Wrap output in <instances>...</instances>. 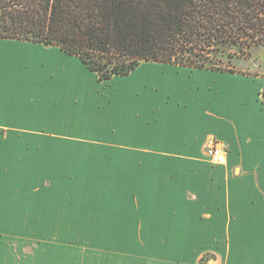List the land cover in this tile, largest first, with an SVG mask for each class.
Here are the masks:
<instances>
[{
  "label": "crops",
  "instance_id": "0c3cea01",
  "mask_svg": "<svg viewBox=\"0 0 264 264\" xmlns=\"http://www.w3.org/2000/svg\"><path fill=\"white\" fill-rule=\"evenodd\" d=\"M74 58L0 38V224L21 201L23 241L45 239L47 225L67 226L65 239L87 242V264H264L263 109L242 107V133L227 116L244 105L232 103L253 97L233 84L250 75L145 62L111 79L129 81L123 89L66 92L68 105L51 99L62 113L87 110L79 136L17 135L62 126L38 115L47 97L41 83L60 91L57 71L46 77V66L65 59L85 68ZM207 136L226 144L225 164L209 162ZM78 145L86 154L74 153ZM36 155L49 174L30 167Z\"/></svg>",
  "mask_w": 264,
  "mask_h": 264
},
{
  "label": "trees",
  "instance_id": "16d2710c",
  "mask_svg": "<svg viewBox=\"0 0 264 264\" xmlns=\"http://www.w3.org/2000/svg\"><path fill=\"white\" fill-rule=\"evenodd\" d=\"M0 38L58 47L99 82L145 62L241 74L264 49V0H0Z\"/></svg>",
  "mask_w": 264,
  "mask_h": 264
},
{
  "label": "rangeland",
  "instance_id": "374dc122",
  "mask_svg": "<svg viewBox=\"0 0 264 264\" xmlns=\"http://www.w3.org/2000/svg\"><path fill=\"white\" fill-rule=\"evenodd\" d=\"M69 57L72 58L73 60L76 59L74 58V56L73 57L69 56ZM73 60L64 59V61L67 62L68 64H62L61 67L60 64H57L56 62L54 65H56V67L58 66L57 69L54 67L53 64L50 63H49L50 65L48 64V66H46L45 69L46 77L50 73L55 74V71H57L58 73L57 79L59 81L58 85H61L62 83L60 91H58L60 86H58L57 88L54 87L49 80L45 81L46 79L45 77L43 79V83H41L43 87L42 90L47 94L48 98L46 97V105L44 107V110L42 111L43 113L38 112V115L42 114L46 116V118L44 119L51 121V123H55V121L58 120L62 121V126L61 125L54 126L49 123H41L44 125L47 124L49 125L45 127H41L40 125L37 124L36 127L29 128L31 129V131H29V134L27 132L23 133V131L21 130H16L17 135L33 136L32 134H35L34 136H41L40 133L45 132L47 134H58V135H66V136L73 135L77 137L79 136L78 132L81 130L77 128L78 126L77 120L81 118V120L83 121L86 118L87 121L88 118L86 112L87 110L84 112V115L82 116L79 115V111L71 108L65 110V112L62 113L60 112L61 107L55 105L51 99L57 101L62 99V101L64 100L62 103L67 104L69 103V98L68 96H66V92H72L79 95L82 90L86 89L90 91L99 90L101 93L103 91H106L109 87H111L112 90L116 88L123 89L124 87H126V83L124 82H129L126 80L117 81L116 79L115 80L113 79L112 81L110 80L109 82L106 83L99 82L95 74L93 78L92 72L86 70L80 64L78 65V70L74 69ZM43 64L44 63L42 62L41 65ZM237 69L238 72H240L241 74H249L250 78H248L247 76H246L247 78L238 77L233 82V84H235L234 86L237 85L239 89L242 90V92L246 91V95L252 94L254 98L252 96H247L244 103L236 102V103H232V105L235 106L236 104L239 105L244 104L239 107L240 110L242 109V107H246L248 109L253 108V110L258 109L260 111L263 109L261 113L264 114V49L254 52L253 56L250 59L245 61L242 60V62H239L237 64ZM30 71L32 73L31 75L33 76L34 75L33 69ZM66 72H71V74H74V77H72L73 79L70 78L68 79L67 76L65 75ZM67 80H70L69 82L71 84L68 83ZM56 83L57 81L54 84ZM50 96L51 98H49ZM227 105L228 102L225 104V106ZM84 107L92 109L94 106L92 107L91 103H86ZM240 110L236 109L238 113L237 118H235L231 113L227 114V116L233 117L234 120H230V121L234 123V125L240 129V133H242L245 131V122H244L245 115L242 112V110L241 111ZM224 118L227 119L226 117ZM40 119L41 118H38L37 120ZM71 125H73L74 128ZM82 129H86V128L82 127ZM70 132L72 133L70 134ZM1 135H6V134H1ZM43 136H47V135L43 134ZM38 140L42 141L46 139L39 138ZM51 147L53 146L51 145ZM76 148H74V153L86 154L87 150L84 145H78V147ZM19 163L21 165L23 161L20 160ZM42 163H45L44 160L41 159V156L36 155L34 159L30 161L29 164L30 167H32L33 169H37L36 170L37 172L39 169L45 172V174H49L50 172L48 171V168L47 170L40 168ZM74 163L81 164L82 162L75 161ZM19 169H22V166H20ZM19 178L22 179V176H19L17 179ZM21 206H22L21 201L20 202L18 201V204L14 207L15 212L12 209L8 210L9 218L6 221L8 223L0 224L4 226V229L7 228L6 231L0 232V264H87L88 263L87 242L84 240L73 242L71 240L65 239L66 238L64 236L65 232L64 229L62 228H66L67 226L47 225L46 231L41 232V234L39 233V236L45 237V239H40L39 241H32L31 243L23 241L21 238H23L24 236L23 231L26 225H24L23 223V218L21 214L20 215L17 214L18 212L20 213L22 211ZM35 227L37 228L38 226ZM32 235L33 234H31V236ZM29 250H32L31 254ZM95 264H102L101 258L97 259ZM127 264H134L133 258L131 261H128Z\"/></svg>",
  "mask_w": 264,
  "mask_h": 264
},
{
  "label": "built area",
  "instance_id": "2783aa9c",
  "mask_svg": "<svg viewBox=\"0 0 264 264\" xmlns=\"http://www.w3.org/2000/svg\"><path fill=\"white\" fill-rule=\"evenodd\" d=\"M204 153L213 165H222L226 162L227 146L225 143L210 136L205 140Z\"/></svg>",
  "mask_w": 264,
  "mask_h": 264
}]
</instances>
